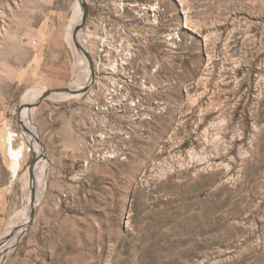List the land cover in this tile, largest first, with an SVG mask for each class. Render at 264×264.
<instances>
[{
  "label": "rangeland",
  "instance_id": "rangeland-1",
  "mask_svg": "<svg viewBox=\"0 0 264 264\" xmlns=\"http://www.w3.org/2000/svg\"><path fill=\"white\" fill-rule=\"evenodd\" d=\"M49 28L80 95L0 64V264H264V0H0V63Z\"/></svg>",
  "mask_w": 264,
  "mask_h": 264
},
{
  "label": "crops",
  "instance_id": "crops-1",
  "mask_svg": "<svg viewBox=\"0 0 264 264\" xmlns=\"http://www.w3.org/2000/svg\"><path fill=\"white\" fill-rule=\"evenodd\" d=\"M32 35L36 38H48L32 48L29 41V36ZM23 36L28 38L24 40ZM6 43V60L0 64L7 67V76L10 75L13 78L15 67L20 66L31 69L30 74L27 75L31 84L41 83L44 87L52 89L60 87L67 81L70 70L61 29H39L36 34L26 33L23 30H10ZM1 189H6V185L2 187L0 185V198H3L6 194Z\"/></svg>",
  "mask_w": 264,
  "mask_h": 264
},
{
  "label": "bare ground",
  "instance_id": "bare-ground-1",
  "mask_svg": "<svg viewBox=\"0 0 264 264\" xmlns=\"http://www.w3.org/2000/svg\"><path fill=\"white\" fill-rule=\"evenodd\" d=\"M81 13H82L81 7L77 3L75 17H74V20H73L72 25H71V30L72 31L82 21L83 13H82V16H81V19H80ZM78 40L80 41V35L78 37ZM79 68L80 69H79V77L78 78H80V80H78L76 83H73V86H76V85L83 86L88 81H90L91 76H90V71L88 70L87 65H85V64L82 65V63L80 61ZM71 86H72V84H71ZM43 92L44 91L43 90H40V89L39 90L32 89V90L27 91L26 94L29 96L30 101L31 102H34L35 100H37L40 97V95ZM72 95H75L76 96V95H80V94H78V93L77 94H71V93H67L66 94L65 92H54L48 98L62 99V98H65V97H70ZM34 108H31L32 110L29 108L30 109V112L31 111L33 112L34 111ZM29 109L28 108H25V111L28 112ZM33 130L34 131L32 132L31 135L34 138H37V136H36V132H37L36 127H33ZM32 141H34V139ZM35 146H36L35 151L37 152V154H39L40 153V147L38 146L37 143H35ZM10 149L12 151V156L14 158H18V154H17L16 150L13 147H11ZM38 165L40 166V168L37 169V171H39V173H38V175L36 177V182L35 183L37 184V187L39 188L40 191H44L45 190V187H46L45 181L47 179L46 178V176H47V166H46V163L45 162H40V163H38ZM28 185H29V179L28 180L26 179V181H25L26 188L28 187ZM26 223H27V217L24 220H21L20 221L19 226L17 227V230H11L12 229V226L14 225L13 224V220H11L9 222V224L7 226V231H6V233H5L4 237H3L4 241H6V242L2 246H0V257L2 256L3 251H8L10 248H12V246L14 245V243L16 242V240L19 238L20 232L22 233L23 226H25ZM13 228H15V226ZM12 233H17V235L12 236L11 235Z\"/></svg>",
  "mask_w": 264,
  "mask_h": 264
},
{
  "label": "water",
  "instance_id": "water-1",
  "mask_svg": "<svg viewBox=\"0 0 264 264\" xmlns=\"http://www.w3.org/2000/svg\"><path fill=\"white\" fill-rule=\"evenodd\" d=\"M83 9H84L83 10V17H82L81 22H84L86 20V16L88 14V5L84 2H83ZM79 24H81V23H79ZM78 30H79V28L76 26L74 28V31H73L74 39H77ZM87 56L90 58V56L88 54H87ZM54 92H65V93L75 94L74 89H72L68 86H65V87L56 88V89H46L39 98H40V100H43L45 98H48ZM35 164H36V157H34L32 159V161L30 162V165H29V170H30L31 174L33 173V168H34ZM5 242L6 241H4L3 238H0V246H2Z\"/></svg>",
  "mask_w": 264,
  "mask_h": 264
}]
</instances>
